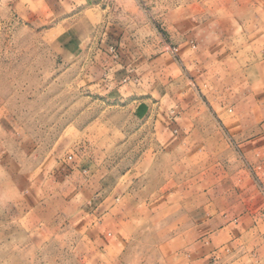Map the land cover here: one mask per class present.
Masks as SVG:
<instances>
[{
    "label": "rangeland",
    "instance_id": "1",
    "mask_svg": "<svg viewBox=\"0 0 264 264\" xmlns=\"http://www.w3.org/2000/svg\"><path fill=\"white\" fill-rule=\"evenodd\" d=\"M106 4V14H67L56 0H0V136L17 139L21 130L32 152L15 160L12 170L0 161V264H264L257 216L224 230L235 239L230 252L225 247L214 256L196 254L203 246L200 223L214 217L217 231L251 209L244 204L250 189L262 192L264 148L237 141L231 124L240 112L219 106L234 103L225 94L234 84L264 87L263 75L217 80L221 91L212 95L189 75L174 74L171 95L158 84L141 116L139 98L123 100L99 75L105 61L98 32L87 38L82 23L120 24L134 33L147 23L154 38L168 41L179 22L194 27L226 18L236 23L223 34L249 41L248 55L237 52L254 72L264 59L262 5L258 0ZM172 51L178 60L177 46ZM76 154L90 172L88 194L53 173L58 161ZM20 170L39 179L37 191L19 176L10 179V171ZM203 248L211 253L212 239Z\"/></svg>",
    "mask_w": 264,
    "mask_h": 264
},
{
    "label": "crops",
    "instance_id": "2",
    "mask_svg": "<svg viewBox=\"0 0 264 264\" xmlns=\"http://www.w3.org/2000/svg\"><path fill=\"white\" fill-rule=\"evenodd\" d=\"M56 1L60 7L65 9L64 11L67 14L71 12L85 14L93 10L106 14L109 9L106 0ZM258 1L264 9V0ZM82 23L85 28L83 30H89L87 38H90L94 31L97 30L98 32V45L105 61L102 65L104 74L99 75H104L106 81L114 85L112 87L115 89L114 93H117L123 100L131 97L139 98L140 101L136 108L140 111L141 116H145V112L148 110L147 103L158 92V87H162L164 95H171L169 85L174 78V74L189 75L200 88L202 86L208 87L212 95L221 91L217 80L224 78L244 79L247 74H262L261 77H264V59L257 60L259 69L250 72L245 55H238L240 53L237 51H244L243 53L246 52L248 55L249 41L233 39L230 35L225 36L223 34L224 31L229 32L231 28H234V23H236L226 18H214L196 24L194 27H189L186 22H179L178 25L174 26L176 32H173L172 36H167L168 41H165L162 37L154 38L153 30L147 23L135 29V33L124 25L120 26V24L107 23L97 28L92 21L83 20ZM172 46H177V50H179L178 60L174 58ZM156 47L162 49L155 52ZM242 47H247V50H241ZM160 80L162 81L160 82ZM158 84L161 85L158 86ZM183 91L180 90L179 94L185 95L186 91ZM225 94L232 95L234 103L222 102L219 108L221 107L220 109L225 112L227 109L240 112L231 124L236 140L247 144L249 149L261 150L264 148V87L254 88L253 90L249 85L234 84ZM169 100L171 99L169 98ZM29 141L31 140L28 139L26 133L21 130L18 131L17 139L10 137L7 133L0 136V150L2 153L0 156H3L0 161L3 159L6 168L12 170L15 160L24 159L27 154L32 153L27 150ZM12 146H16L18 149L14 148L12 150ZM70 156L67 159L64 158L62 162L58 161L56 168L52 169L53 173L68 177L74 189L81 191L82 194L89 193L92 180L84 158H82L83 156L79 157L77 154L72 155V158ZM39 174H43V170ZM9 175L12 180L19 176L18 180L20 182H23L24 185L28 184L30 190L37 191L39 179L37 177L28 178L26 170L10 171ZM244 204L251 209L243 216L233 219L232 222L229 221L227 225L217 231L215 226L217 220L214 217L208 219V221H203L196 227L199 232L197 237L203 242L202 249L198 250L196 254L198 253L200 257L220 254V251L235 241L232 234L227 233L224 236L222 234L224 230L230 229L235 222H252L257 216L259 218V254L261 258L264 257L263 193L250 189ZM216 235L222 236L215 241L213 237ZM210 238L214 250L207 254V252L202 251L204 250L203 247H206L211 241ZM221 239L223 240L221 241ZM230 251L231 249L228 247L227 252Z\"/></svg>",
    "mask_w": 264,
    "mask_h": 264
},
{
    "label": "built area",
    "instance_id": "3",
    "mask_svg": "<svg viewBox=\"0 0 264 264\" xmlns=\"http://www.w3.org/2000/svg\"><path fill=\"white\" fill-rule=\"evenodd\" d=\"M70 158H72V157L70 156ZM261 190H262V192L264 194V186L261 187Z\"/></svg>",
    "mask_w": 264,
    "mask_h": 264
}]
</instances>
